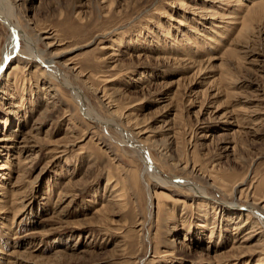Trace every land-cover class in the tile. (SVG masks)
Instances as JSON below:
<instances>
[{"label": "rangeland", "instance_id": "1", "mask_svg": "<svg viewBox=\"0 0 264 264\" xmlns=\"http://www.w3.org/2000/svg\"><path fill=\"white\" fill-rule=\"evenodd\" d=\"M8 1L67 83L20 59L3 68L0 264L237 256L251 227L240 191L264 200V0ZM8 35L0 20V60ZM263 241L225 264H264Z\"/></svg>", "mask_w": 264, "mask_h": 264}, {"label": "bare ground", "instance_id": "2", "mask_svg": "<svg viewBox=\"0 0 264 264\" xmlns=\"http://www.w3.org/2000/svg\"><path fill=\"white\" fill-rule=\"evenodd\" d=\"M9 3L10 2L8 0H0V20L3 22L4 25H6L8 31H9V35L7 37V47L4 48V50L2 51V54H1L0 77H1L3 68L6 65L7 61H9L11 59H15V60L20 59L22 61H26V63H29V64L31 63L32 65L35 64V66H36V68L39 71L41 76L47 74L48 76L54 77L55 79L60 80V81L63 79V81L61 83H62V85L65 86L67 81L64 80V78H63L64 75H62L55 68V65L58 62L57 60H58L59 56L54 55L52 58L51 57L50 58H47V57L44 58V52L39 51V49L37 47L39 41H41V39H40L41 36L39 37V35H38L36 40L35 39L33 40L32 38H30V36L28 35V33L26 31V28H28V27L23 26L22 24L20 25V22L17 20V18L14 15L15 11H13V8H12V12H10V4ZM200 9L201 8H199L197 6L192 8L194 14H196L198 11H200ZM15 18H16V20H15ZM14 21H16V22H14ZM245 29H246V27H245ZM241 31H242V29H241ZM244 32H245V30H244ZM46 39H49V38L48 37L42 38V40H46ZM20 44L23 45L22 49H20ZM46 47H48V46H46ZM65 69H67V68H65ZM78 75H80V74L78 73ZM70 89L77 90V91H73L74 97L78 103L81 99L80 105L81 106L84 105V99L85 98L82 97V94L79 92V89L76 87L75 88L71 87V86H70ZM87 116L89 118L91 117L90 119H92V120H96V118H94V116L92 115L91 111H87ZM98 120H100V119H98ZM26 143H29V140H23L22 142H20V144L23 146L20 147L19 149L27 147L26 145H28V144H26ZM138 148H139V151L142 152L141 158L143 159L144 164L146 165V167L149 168V162H148L147 157H145L143 149L141 147H138ZM144 173H146V172H144ZM151 173H155V171H152ZM185 185H189V183L183 182V184L182 183H179V184L176 183L175 184V186H183V187ZM154 186H155V188H159V189L166 187V185H164V183L161 182L160 180L155 181ZM189 190L192 191V193L199 195L197 199L200 201L201 207H204V205H207V203H206L207 198L205 197L206 195L203 193V191H200L196 188H194V189L190 188ZM245 191L244 192H243V190L240 191L239 200H241V198L245 199V201H243V203H245V204L240 206L242 208L240 210L246 214L245 217L247 218V221L245 222V224L251 226L250 230L246 233L242 242H240L239 244L237 242L236 243L237 245L231 247V249H230L231 252H235L236 254L238 253L237 256H231L227 259L222 258L223 260L220 262L217 260L218 264H225V263L230 262L228 260L235 261L239 258H242V256L243 257L248 256L250 258H253V257H256L257 252H259L258 250L256 252L251 246H248L246 244H248L253 239V237H255V236L260 235L261 237L264 238V216L262 215V212H261V210L264 209V200L263 199L259 200L258 204L251 203V201H249V200L247 202V192L249 191V188L246 189ZM235 192H237V190H235ZM262 204H263V206H261ZM252 217H253L254 221L252 220L249 223L248 220L251 219ZM236 228L238 230L240 227H236ZM234 243H235V241L233 240L232 244H234ZM262 253H264V249L262 250ZM232 254H234V253H232ZM225 256L226 255H224V257ZM262 259H263L262 257L257 258V260L255 261V264H262L261 263ZM249 260H247L246 264H248Z\"/></svg>", "mask_w": 264, "mask_h": 264}]
</instances>
